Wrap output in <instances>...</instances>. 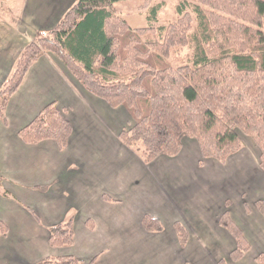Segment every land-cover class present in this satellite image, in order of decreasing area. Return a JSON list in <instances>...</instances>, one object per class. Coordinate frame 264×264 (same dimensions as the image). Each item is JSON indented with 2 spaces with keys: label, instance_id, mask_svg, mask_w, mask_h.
Segmentation results:
<instances>
[{
  "label": "crops",
  "instance_id": "crops-1",
  "mask_svg": "<svg viewBox=\"0 0 264 264\" xmlns=\"http://www.w3.org/2000/svg\"><path fill=\"white\" fill-rule=\"evenodd\" d=\"M7 1L0 18V88L36 33L53 29L76 0ZM50 103L72 127L64 150L51 140L27 145L18 137ZM4 116L0 178L7 196L0 194V222L7 233L0 236V264L63 256L82 264H255L264 254V218L254 206L264 200V171L253 144L220 163L204 159L197 141L184 137L178 156L145 164L119 139L127 112L86 91L51 53L29 68ZM227 200L230 219L250 246L237 263L230 258L235 240L219 225ZM145 215L162 231L147 232ZM68 218L72 245L51 247L50 229ZM176 222L188 234L184 247Z\"/></svg>",
  "mask_w": 264,
  "mask_h": 264
},
{
  "label": "trees",
  "instance_id": "trees-1",
  "mask_svg": "<svg viewBox=\"0 0 264 264\" xmlns=\"http://www.w3.org/2000/svg\"><path fill=\"white\" fill-rule=\"evenodd\" d=\"M123 1L76 0L53 29L36 33L0 88V119L5 123V103L29 68L51 53L86 91L127 112L133 125L119 139L145 164L159 156H178L184 137L197 141L204 159L225 163L242 148L239 131L260 150L264 171V0H191L197 4L195 29L191 15L181 10L167 26L131 27L117 7ZM189 48L193 53L185 62L180 54ZM71 134L63 110L50 103L18 137L27 145L51 140L64 150ZM2 182L0 178V194L7 196ZM255 207L264 218V200ZM142 225L147 232L162 231L149 215ZM219 225L235 240L231 260L240 261L250 246L227 210ZM174 230L184 247L186 230L179 222ZM6 233L0 222V236ZM48 243L54 248L72 245V218L50 229ZM41 264L82 263L63 256ZM255 264H264L263 253Z\"/></svg>",
  "mask_w": 264,
  "mask_h": 264
},
{
  "label": "rangeland",
  "instance_id": "rangeland-1",
  "mask_svg": "<svg viewBox=\"0 0 264 264\" xmlns=\"http://www.w3.org/2000/svg\"><path fill=\"white\" fill-rule=\"evenodd\" d=\"M9 3L10 2L7 0H0V18L6 17V8ZM117 7L122 17L129 23L131 27H147L150 25L157 28L167 26L177 20L179 17L177 11L179 10L182 12H187L191 15L193 18L194 29L198 24V17L196 13L197 4L193 3L191 0H127L117 3ZM192 53V48L184 49L180 56L185 62H188L191 59ZM132 125L133 121L131 118H128V120L124 122L123 129H128ZM237 134L240 137L242 147H244L246 143L256 146L252 139L245 136L243 133L237 131ZM138 155L140 156V154ZM240 198L243 202H245V193H242ZM225 204L226 211L229 208L227 206H230L228 200L225 202ZM245 209L247 210L248 208L245 206Z\"/></svg>",
  "mask_w": 264,
  "mask_h": 264
}]
</instances>
